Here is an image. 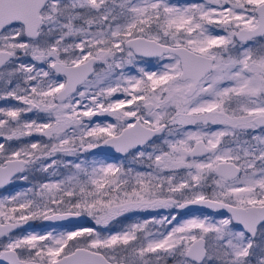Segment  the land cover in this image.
<instances>
[{
  "label": "rangeland",
  "instance_id": "rangeland-1",
  "mask_svg": "<svg viewBox=\"0 0 264 264\" xmlns=\"http://www.w3.org/2000/svg\"><path fill=\"white\" fill-rule=\"evenodd\" d=\"M260 1L52 0L41 12L43 24L37 39H28L22 25L0 34V52L13 55L0 69V163L25 159V176L35 182L24 189L14 187L12 195L0 197V206L7 198L30 200L39 220V231L6 240L3 249H15L24 260L33 256L42 263L86 248L114 264H195L185 258V252L203 238L207 242L204 264H264V226L252 240L229 216H183L171 207V203L204 198L243 208L264 204V132H253L252 122L253 116L264 113V103L246 104V138L239 151L234 144L217 152L221 143L212 136L216 147L212 159H228L243 169L241 177L230 184L213 177L215 170L204 168H211L212 159L194 170L163 175L143 170L145 159L152 156L148 151L124 159L79 153L118 134L129 125L126 114L141 104L183 101L179 62L170 56L157 61L139 59L126 42L146 37L205 52L220 40L221 33L232 39L237 28L252 27L256 22L253 6ZM47 48L63 50L68 64L90 57L97 61L96 75L56 110L50 106L62 81L37 55ZM247 48L240 51V68L229 69V90L242 92L246 99L261 90L255 75L259 70L249 60L252 53ZM190 102L209 100L202 94ZM193 137L189 131L179 137L169 134L163 141L169 160L165 159V166L182 162ZM108 182L125 183L133 191L123 202L101 204L99 196L94 202L86 198L90 192L100 195ZM158 200L160 207L151 206ZM61 212L81 213L89 226L59 229L43 224L46 216Z\"/></svg>",
  "mask_w": 264,
  "mask_h": 264
},
{
  "label": "flooded vegetation",
  "instance_id": "flooded-vegetation-1",
  "mask_svg": "<svg viewBox=\"0 0 264 264\" xmlns=\"http://www.w3.org/2000/svg\"><path fill=\"white\" fill-rule=\"evenodd\" d=\"M262 5H264V0L260 1L259 3L254 4L253 6V11H254L256 22L252 27L242 26V27L237 28L236 29L237 31L235 30L236 32L235 31L233 32L232 39L223 38L222 36H228V33L226 32L221 33V35L219 36L220 40H215L216 43L212 44L211 48L209 47V49L205 50V52H199L197 48L191 49L181 44L173 45L167 42L162 43L164 45H169V46H174V47H186L192 52L206 57L209 61H211V71L206 77H204L203 79L199 80L196 83L193 80L181 81L180 77L182 74V69H181L180 59L174 55L164 56L163 58L168 57V56L174 57L180 64V74L178 73L179 74L178 85H184L185 87V90L182 96L183 101L178 102L176 104L153 103V102H148L144 104L140 103L141 106L138 107L135 110V112L126 114L125 120L128 122L129 125L123 128L118 134L113 135V136L120 135L125 129L134 126L136 123H140L142 126L152 129V130H158L160 128H163V133L162 135L154 138L149 144L144 146L142 149L133 151L124 158L134 156L137 153L148 151L149 156L150 155L152 156H150L149 159H145L147 166L144 167L143 170H152L159 174L168 175L170 173L178 174L181 172H185L186 170H194L195 166L199 164H204L210 161L213 157H215L216 147L211 143L212 136L214 135H216L219 138L218 141L221 143V148L217 152H221V150H225L226 148L234 144H238L239 146L238 151H239L240 149L239 144H242L244 139L246 138V129L243 126L244 119L246 117V112H245L246 104H248V106H251L254 104L255 100L259 102L255 104L256 106H259L261 103H264V65H263L264 36L257 37L247 42H240L237 40V35H238V32L243 29L253 30L258 27L259 16L257 15L256 10ZM243 47H248L247 49L251 50L250 53H252V56H251V59L249 60L258 67L259 71H257L255 75H257V87L258 89H261L259 93L257 92L251 97H248V99H246V96L242 92H239L234 89L229 90V85H231L232 83V81L230 80V76H229L230 74L229 69H230V66L232 67L234 65L238 69L240 68V65H239V63H241L240 51L243 49ZM62 52L63 50H60L57 48L56 49L47 48L45 49L44 54H42L41 51H38L37 55L41 58L45 67H47L48 69H51L52 72H54L52 69V66L55 63L59 62V63L68 65V66L79 65L92 58L95 59V71H94L93 76L90 79H88L84 84H82V86L74 94L70 95L66 100L60 103L56 102V96L59 91L64 89L65 84H66V79L63 76L58 75V78L61 79L63 85L60 87V89L56 93L54 103L50 106L51 110H56L62 104L68 102L72 96H74L76 93L81 91V88L84 87L86 84H88V82H90V80L96 75V72H97V68H96L97 61L95 57H90L88 58V60H85V61H82L76 64H68L63 58L66 56V54L64 52L61 55ZM54 54L58 55L56 59L54 58V56L56 57V55ZM146 61H149V60H146ZM154 61H157V60H154ZM235 72L239 73L238 71H235ZM194 85H195L194 93L191 96H189L188 92L190 88L193 87ZM202 94L207 95L209 102H203V103H191L190 102L191 100L198 98ZM94 97H95V94H94ZM86 102L88 104H91V99L88 98ZM140 104H138V106ZM196 106L197 107L206 106L208 109H196L195 108ZM260 116H264V113L255 115L252 118L253 132L255 133L264 132V128L259 127L255 124V119ZM184 131H189L194 134V137L192 138V144L190 145L189 149L186 151V154L182 158V162L180 164L178 163L176 166H165V159L168 160V156H167V149H166V146L163 145V141L167 139L169 134H173L175 137H179L181 132H184ZM195 134H197L196 137H195ZM248 137H251V136L248 135ZM200 142H202L204 144V147L209 150V153L205 155L204 157H194L191 155V152L194 149V147ZM99 157H110V156H99ZM111 158H119V157H111ZM124 158H119V159H124ZM8 160H15V159H8ZM8 160H5L2 163H0V166H3ZM17 160H22L25 163L24 171L21 175H18L14 177L13 179H11L7 189L0 192V197L12 195L14 192V187H16V190L21 189V188L24 189L26 188V186L32 187L35 183L32 180V176H30L29 178L25 176L26 171H27L26 170L27 161L22 158L17 159ZM211 161H215L212 164L211 168H209L208 166H204V168L206 170H215V175L213 177H215L217 180H220L226 184H230L234 182L236 179L233 181H227L221 176H219L217 174V170L220 164L233 163L237 165L242 170V173H243V169L240 166V164L234 161H231L228 159H225V160L224 159H216V160L212 159ZM167 181H169L168 178H167ZM110 185L113 189V198H111L112 201L123 202L122 200H124L128 194L130 196L131 192L133 191L129 187H127L125 183L113 184L111 182ZM117 187H125L126 194L121 195L119 198H116V196L114 195V189ZM149 195L148 197H151ZM19 199L20 198L4 199L2 205L0 206V224L7 225V224L21 223V224H31L33 225V227H31L30 229L18 230L14 233L7 235L5 238L1 239L0 240V254L8 250L15 251L20 261L25 263V262L35 261L32 259L35 257L31 256L30 260H24L19 255V251L15 249H5L4 250L2 247V243L5 242L6 240H9V239L17 240L23 237L26 238L29 233H34V232L39 231L38 230L39 220H37V218L34 215V209L32 208L33 203L27 199H24L25 201L24 200L22 201V199L20 200ZM206 199L220 201V200L213 199V198H204V199H196V200H206ZM193 201L195 200L188 201L185 203H171V207L173 209H176V211L183 216L206 213V212H197V213L185 214V213H181L180 211H178L179 206L191 203ZM220 202L233 205L232 203H229V202H224V201H220ZM161 203L159 204V200H158L151 206L157 207L159 204V207H160ZM249 206H264V204L249 205ZM236 207H239V206H236ZM75 213H78V212H75ZM54 214H58V213H54ZM206 214H209V213H206ZM211 215H214V214H211ZM43 224H44V220H43ZM263 226H261V228ZM52 228H56V227H52ZM59 229H71V228H59ZM206 252H207V246H206Z\"/></svg>",
  "mask_w": 264,
  "mask_h": 264
},
{
  "label": "water",
  "instance_id": "water-1",
  "mask_svg": "<svg viewBox=\"0 0 264 264\" xmlns=\"http://www.w3.org/2000/svg\"><path fill=\"white\" fill-rule=\"evenodd\" d=\"M52 0H0V34L16 25L24 27L25 36L30 40H35L39 36L40 28L43 24L41 12ZM259 25L253 30L243 29L238 32L237 40L247 42L257 37L264 36V5L257 10ZM125 46L132 53L143 60H159L167 55H174L180 59L182 74L181 81L193 80L195 83L206 77L211 71V61L206 57L196 54L186 47H174L164 45L153 39L146 37L133 38L126 42ZM10 52H0V69L12 59ZM55 74L63 76L66 84L63 90L56 96V102L60 103L74 94L95 71V59L79 65H64L55 63L52 66ZM195 85L190 88L188 95L194 93ZM255 124L264 128V116L257 117ZM163 128L152 130L136 123L134 126L125 129L120 135L110 137L95 147H84L80 150L81 156H110L124 158L129 153L140 150L149 144L154 138L162 135ZM209 150L202 142L198 143L191 152L194 157H204ZM25 163L22 160H8L0 166V192L7 189L11 179L21 175L24 171ZM217 174L227 181L239 178L242 170L233 163H222L219 165ZM181 213L206 212L209 214H221L229 216L232 223L243 230L252 240L258 236L259 229L264 225V206H249L246 208L236 207L220 201L206 199L195 200L191 203L178 207ZM45 226L59 228H84L88 227L87 218L83 214L75 212H63L52 214L44 219ZM31 224H0V240L7 235L21 229H30ZM207 242L203 238H198L192 242L185 252V258L195 264H204L207 259ZM0 264H114L103 254L94 252L86 248H78L67 256H64L50 263L42 262H21L17 253L12 250L0 254ZM124 264V263H117Z\"/></svg>",
  "mask_w": 264,
  "mask_h": 264
},
{
  "label": "trees",
  "instance_id": "trees-1",
  "mask_svg": "<svg viewBox=\"0 0 264 264\" xmlns=\"http://www.w3.org/2000/svg\"><path fill=\"white\" fill-rule=\"evenodd\" d=\"M102 190L103 192L100 193V195H96L93 194L92 192H90V194L86 197L89 201L94 202V198H98V196L101 198V204H103L104 202L111 200V198H113V189L110 185V182L106 183V186H102ZM126 194V188L125 187H117L114 189V195L116 196V198H119L121 195H125Z\"/></svg>",
  "mask_w": 264,
  "mask_h": 264
}]
</instances>
